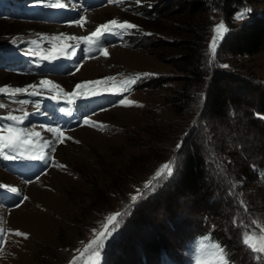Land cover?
<instances>
[{"label":"rangeland","instance_id":"rangeland-1","mask_svg":"<svg viewBox=\"0 0 264 264\" xmlns=\"http://www.w3.org/2000/svg\"><path fill=\"white\" fill-rule=\"evenodd\" d=\"M79 1L59 0L67 4L62 9L51 6L57 0H23L27 9L64 12L66 18L58 23L0 16V88L37 85L35 95L0 94V105H4L0 107V117L8 114L22 117L23 122L13 126L39 132L40 137L30 142L33 146L55 141L40 149L46 169L28 183L0 168V185L5 186L0 187V264H70L74 257L75 264H92L89 253L81 256L80 252L93 239L94 232L102 230L106 217L116 212L127 214L118 218L120 227L104 242L95 264H135L141 261V255L147 257L144 260L149 264L159 260L157 254L161 250L168 251L181 264H216L217 245L230 264H264V260L256 258L259 254L242 243L245 233L258 234L264 227V124L258 122L261 119L258 98L264 93V48L255 56L236 58L229 54L224 38H219L212 59L209 45L213 31L208 29L217 24L209 17L211 10L207 7L200 16V22H206L202 44L208 72L206 82L201 89L193 88L185 96H179L184 76L180 66L159 47H152L158 42L179 39L155 33L143 24L149 16L147 11L155 18L160 7L165 12L174 7L173 0H141L139 4L135 0L108 1L102 8L89 11L81 9ZM6 5V0H0V6ZM189 6L184 1L181 8ZM262 8L238 10V13L250 10L243 19L235 18L238 28L253 19L249 17L252 13L264 18ZM213 13L215 22L221 19L217 10ZM81 17L87 18L83 27L73 23ZM113 19L137 27L124 32L120 41L102 45L107 56L91 44L88 53L92 56L87 58L82 56L85 42L51 39L59 34L88 36L98 25ZM76 27L82 29L81 34ZM33 40L37 41L35 45L31 43ZM53 49L57 58L49 62L62 59L65 64L70 59L78 60L79 66L71 75L56 76L45 71L39 75L22 74L13 70L16 63L3 66L2 60L6 58V64L10 65L12 60L26 56V52H38L29 55L40 57ZM216 71L230 73L223 87L236 92L241 102L219 118L210 114L206 104L212 84L209 80ZM143 73L150 75L142 76L127 91L123 90L125 78ZM108 77L114 79L107 80ZM41 80H48L51 85L40 86ZM90 81L100 83L76 89L77 84ZM74 90L77 95L73 103L119 95L113 105L92 113L89 107V114L83 115L76 127L59 128L65 138H72L60 143L56 134L48 130L58 128L49 116L54 117V111L66 108L70 97L62 92ZM93 90L98 95L93 96ZM32 91L28 88V92ZM18 100L28 103L19 104ZM121 100L125 104H120ZM129 100L134 103L127 105ZM252 115L257 122H252ZM86 118L97 126L85 124ZM9 124L13 122L8 120L6 125ZM197 145L207 164L214 162L215 168L210 166L211 177L219 174L224 178L222 182L228 185L226 194L231 199L221 195L220 201L205 207L216 216L205 220L209 233L213 231L217 240L208 234L190 253L183 249L181 241L200 231L197 214L202 208L197 202L189 196L180 197V210L172 220L149 206L171 192L167 186L179 174L186 152ZM169 162L173 174L162 175L145 189V183ZM246 167L252 177L242 173ZM11 188H16L19 194L14 205L5 202ZM137 190L141 195L133 204L131 197ZM221 201L225 203L222 205ZM16 230L26 233L27 238L16 236Z\"/></svg>","mask_w":264,"mask_h":264},{"label":"trees","instance_id":"trees-1","mask_svg":"<svg viewBox=\"0 0 264 264\" xmlns=\"http://www.w3.org/2000/svg\"><path fill=\"white\" fill-rule=\"evenodd\" d=\"M184 1L190 3V6L186 9L181 8ZM173 3H175L174 7L172 6L167 12L162 7L157 9V17L155 18H152L150 16L151 12L147 11L146 13L149 16L143 24L155 33H160L170 39L172 37L179 39H171L173 40L172 42L164 41L152 44V47H159L166 56L174 58L180 66L179 71L184 76L182 78L183 86L179 96L184 95V93L189 92L193 88L201 89L202 84L206 82L205 79L208 72L203 62L202 53V44L206 35V22H200L202 21L200 20V16L204 15L203 11H206L207 7L211 10L209 17L214 21V24H219V21H221L228 29L224 33L223 38L230 55L236 58L252 57L264 48L263 17L260 19V16L252 13L249 17L253 19L242 24L239 28L235 23L238 10L244 7H248L249 9L264 6L263 0H173ZM216 10L217 15H222L221 19L217 20V22L214 20L213 13ZM260 11L261 16H264V8ZM213 27V25L210 26L208 30L210 31ZM213 74L214 76L211 75V79L209 80V83L212 82V84L206 104L210 114L219 118L226 114L227 109L237 108L241 102L238 100L236 92H231L223 87V83L229 79L228 76L230 73L216 71ZM258 108V114L261 119L258 120L255 118V115H252L251 120L252 122H257L258 120V122L264 124V93L259 94ZM195 148L186 152L179 174L167 186L171 188V192L166 193L160 201L155 200L149 206L151 209L160 210L168 220H172L180 210V197L189 196L194 202H197L198 206L202 208L197 214L199 219L198 228L200 231L190 235L188 238L186 237L181 241L182 244L208 234L217 240L213 231L209 233V227L205 220L213 219L216 216L205 207L217 203L223 195L231 199L226 194V189L229 187L222 182L224 178L219 174L218 176L211 177L210 166L215 168L214 162L212 161V164H207L200 146L197 145ZM242 173H248L247 167L243 168ZM248 175L251 176L249 173ZM162 251L164 250L160 252ZM160 252L157 254V257ZM144 259H147V257L141 255V261L135 264H142V261H145ZM149 264H159V262L155 261Z\"/></svg>","mask_w":264,"mask_h":264},{"label":"snow or ice","instance_id":"snow-or-ice-1","mask_svg":"<svg viewBox=\"0 0 264 264\" xmlns=\"http://www.w3.org/2000/svg\"><path fill=\"white\" fill-rule=\"evenodd\" d=\"M110 3H118L121 2V0H109ZM141 0H135L136 4H139ZM52 7H57V8H63L65 7L64 4L60 3L59 0L53 5ZM247 11L250 10H245L244 12L238 13L237 16L235 17L236 19H243L244 16L246 15ZM73 23L79 25L80 27L84 26V23H86L85 17H81L80 20L74 21ZM137 25H134L130 22L127 21H117L116 19H113L111 21H108L104 24L98 25L94 31L90 33L88 36H81V37H76V36H70V35H65V34H59L57 36L52 37V40H61V39H67V40H77V41H82L85 42L89 45L95 44L99 37L105 33H114V32H126L132 29H135ZM213 31V37L212 41L209 45V55L212 59L215 58L216 51H217V44H218V39L223 38L224 33L228 31L227 27L224 25L223 22H220L219 24L215 25L212 29ZM33 45L37 43V41L33 40L31 41ZM53 51H50L48 55L40 56V59L42 60H49V59H56L57 57L53 54ZM101 52L103 55L107 56V52L101 49ZM26 55L29 54H36L38 55L39 53H31V52H26ZM211 62V61H210ZM224 67H227V65H224ZM150 74L143 73V74H137L136 76L133 77H127L125 78L124 81H122V88L124 91L128 90V86L136 83L142 76H147ZM107 80H113L114 77H108L106 78ZM100 81H90V82H84L81 84L76 85V89H83L87 88L89 84H98ZM40 86H48L51 85V82L48 80H41L39 82ZM58 86L52 85V88H56ZM28 88H31L33 91L28 92ZM37 85H29L26 88H0V94H10L11 97H15L17 94H29V95H35L37 94L36 92ZM62 95H67L69 96V101L68 103L73 102V98L76 97L77 93L74 90L72 93H63ZM92 95H98V93L93 90ZM53 99H56L55 96L52 97ZM19 104H27V100H18L16 101ZM120 104H125L124 100H121L119 102ZM134 102L129 100L127 101V105H132ZM126 105V106H127ZM0 107H4V105H0ZM62 112H68L67 109H61ZM69 115H71L70 112H68ZM24 116H27V113H24ZM0 119H7L9 121H12L13 124L9 125H4L3 127H0V154H4L5 150H11V152L17 153V155H10V154H4L3 158L4 159H16L19 158L23 153L28 152L31 153L29 155H25L22 158L24 159H29V160H37L41 159L40 155V149L44 145H48L49 143H54L55 141L49 142V141H44L43 145H36L33 146L30 144V142L33 140V138H39L40 133L35 132V131H26L24 129H20L18 127H14V124H19L23 122L22 117H18L12 114H8L6 117H0ZM84 123L89 125V126H97L96 122H93L91 119L86 118L84 120ZM100 128H103V125H99ZM50 132H53L56 134V140H58L60 143H63L65 139H72L71 137H64V133L59 129V128H50L48 129ZM78 143V141H76ZM27 145V147H26ZM180 145H177V148H179ZM55 149H53L54 151ZM173 174V166L172 163L169 162L167 164H164L161 166V168L155 173L153 176L152 180H149L148 182L145 183L144 188L149 189L154 180L159 179L162 175H167L171 176ZM39 179V177H37ZM0 187H5L4 185H0ZM12 192H16V188H11L10 189ZM141 193L140 190H137V194L133 195L131 197V201L134 204L138 198L140 197ZM26 200L27 197H24ZM23 201H21L22 203ZM19 207V205H17ZM127 213L124 212H116L113 213L109 216L106 217V222L102 226V230L99 232H94L93 239L90 240L84 247V250L80 252V255L83 256L85 253H89L90 258L92 260V264H95V261L99 259L100 256V249L103 248L104 242L113 235V233L120 227V220L118 219L119 217H122L123 215H126ZM255 223V222H254ZM2 231V230H0ZM15 235L18 237H24L27 238V234L23 233L19 230L15 231ZM242 243L250 249L253 253L259 254L256 258L258 260H264V227L260 228V232L258 234H250V233H245L242 237ZM218 248V251L215 253L216 257V264H230V261L224 252L222 248H219V246H216ZM79 251V250H78ZM75 257L73 258V261L70 262V264H75Z\"/></svg>","mask_w":264,"mask_h":264},{"label":"bare ground","instance_id":"bare-ground-1","mask_svg":"<svg viewBox=\"0 0 264 264\" xmlns=\"http://www.w3.org/2000/svg\"><path fill=\"white\" fill-rule=\"evenodd\" d=\"M65 3V2H64ZM85 19H86V21H87V18L85 17ZM77 26V25H76ZM72 27H74V25L72 26ZM79 27V26H78ZM78 27H76L75 28V30H76V32H79L80 34L82 33V29H80V28H78ZM74 31V30H73ZM91 97V96H90Z\"/></svg>","mask_w":264,"mask_h":264}]
</instances>
